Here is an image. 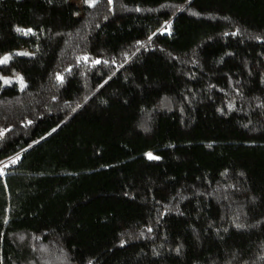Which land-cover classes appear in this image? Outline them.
<instances>
[{
  "label": "trees",
  "instance_id": "trees-1",
  "mask_svg": "<svg viewBox=\"0 0 264 264\" xmlns=\"http://www.w3.org/2000/svg\"><path fill=\"white\" fill-rule=\"evenodd\" d=\"M5 56L0 264H264V0H0Z\"/></svg>",
  "mask_w": 264,
  "mask_h": 264
},
{
  "label": "snow or ice",
  "instance_id": "snow-or-ice-1",
  "mask_svg": "<svg viewBox=\"0 0 264 264\" xmlns=\"http://www.w3.org/2000/svg\"><path fill=\"white\" fill-rule=\"evenodd\" d=\"M93 2H94V0H93ZM165 30H167V28H166ZM18 31H21V30L18 29ZM29 31H30V30H29ZM9 59H10L9 56H5V57H3V58H0V64L7 63ZM84 59H87V57H85ZM96 63H99V61H96ZM18 79L20 80L21 87H23V86H24V84H23V79L20 78V77H18ZM57 79H62V77H57ZM8 82H9V81L5 80V83H8ZM18 158H19V157H17V159H18ZM149 158H155V157H152L151 154H149ZM13 163H15V161H13Z\"/></svg>",
  "mask_w": 264,
  "mask_h": 264
},
{
  "label": "rangeland",
  "instance_id": "rangeland-1",
  "mask_svg": "<svg viewBox=\"0 0 264 264\" xmlns=\"http://www.w3.org/2000/svg\"><path fill=\"white\" fill-rule=\"evenodd\" d=\"M7 163V161L6 162H2L1 164H0V172H3V167L5 168L6 166H5V164Z\"/></svg>",
  "mask_w": 264,
  "mask_h": 264
},
{
  "label": "built area",
  "instance_id": "built-area-1",
  "mask_svg": "<svg viewBox=\"0 0 264 264\" xmlns=\"http://www.w3.org/2000/svg\"><path fill=\"white\" fill-rule=\"evenodd\" d=\"M0 175L2 176V175H3V173H2V172H0Z\"/></svg>",
  "mask_w": 264,
  "mask_h": 264
}]
</instances>
